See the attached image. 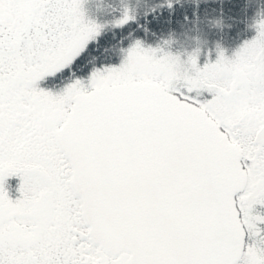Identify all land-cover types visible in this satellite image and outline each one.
Listing matches in <instances>:
<instances>
[{
    "label": "snow or ice",
    "instance_id": "obj_1",
    "mask_svg": "<svg viewBox=\"0 0 264 264\" xmlns=\"http://www.w3.org/2000/svg\"><path fill=\"white\" fill-rule=\"evenodd\" d=\"M0 264H264V0H0Z\"/></svg>",
    "mask_w": 264,
    "mask_h": 264
}]
</instances>
